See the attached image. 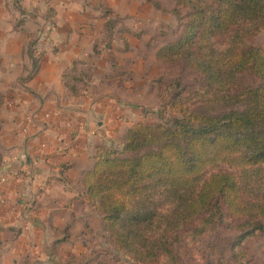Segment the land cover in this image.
<instances>
[{
	"label": "trees",
	"instance_id": "1",
	"mask_svg": "<svg viewBox=\"0 0 264 264\" xmlns=\"http://www.w3.org/2000/svg\"><path fill=\"white\" fill-rule=\"evenodd\" d=\"M173 1L189 10L187 23L157 59L204 83L194 93L161 83L175 118L133 124L122 151L99 147L85 197L133 262L184 264L181 250L220 226L239 233L234 264H251L243 246L264 236V47L250 41L264 33V0ZM244 74L258 84L239 85Z\"/></svg>",
	"mask_w": 264,
	"mask_h": 264
},
{
	"label": "crops",
	"instance_id": "2",
	"mask_svg": "<svg viewBox=\"0 0 264 264\" xmlns=\"http://www.w3.org/2000/svg\"><path fill=\"white\" fill-rule=\"evenodd\" d=\"M11 1L0 0V90L11 102L0 167L4 261L80 264L84 242L105 231L83 186L98 148H122L132 123L153 121L150 77L135 80L130 64L121 79L143 29L135 19L157 12L147 0H23L31 13L14 29ZM39 35L47 43L33 46Z\"/></svg>",
	"mask_w": 264,
	"mask_h": 264
},
{
	"label": "rangeland",
	"instance_id": "3",
	"mask_svg": "<svg viewBox=\"0 0 264 264\" xmlns=\"http://www.w3.org/2000/svg\"><path fill=\"white\" fill-rule=\"evenodd\" d=\"M147 2L149 6L156 10L157 17H150L149 19L144 20L135 19V30H137V27L143 29L141 34L137 33L138 31H136L135 55L133 59L130 60L127 68L123 69V78L121 80L123 81L124 79H129V77H131V73L133 72H131L132 70L129 68L133 69V67H130V64L135 65V80H139V77H143V79L150 77V80H148L150 83H148V85L153 88V92L156 93V96L150 93L147 97L149 106L154 105V107H149L145 110L147 114L153 115V121L147 124H171L175 116L167 107L169 101H163L162 97L160 96L158 91L159 85L161 83L164 85H174L176 83H180L187 89L188 92L194 93L201 89L204 80L201 76L189 71L184 67V65H181L180 63H162L157 59V54L160 49L176 42L183 35L189 10L177 5V3L173 0H151V2L147 0ZM7 7L11 16L8 20H10L11 26L14 29L20 28V20H23V24L27 18V15L31 13V11H28L27 7L24 6L23 0H12L11 5H8ZM16 14H18L19 17H16ZM8 20L6 23H8ZM125 21L126 20L112 19L110 22L116 23V26L123 27L125 25ZM109 26H112V24ZM33 37L34 38L32 39L30 36L33 46L38 45L40 40H42L41 44L47 43V40L45 39L48 37H45L43 40L44 35ZM250 42L254 46L264 47V33L252 39ZM238 84L242 86H256L258 81L250 74H244L240 76ZM18 85V83H13L11 85L12 88H9L8 90L12 91L18 88ZM128 91H135V86L129 88ZM3 92L5 93L6 89L1 88L0 155L2 157H4V152L2 150L4 147L2 133L7 126L5 112L7 111L8 106L11 104V102L7 101L8 95H5L6 93L4 94ZM244 108L245 107L243 105L231 107L232 110L240 111L244 110ZM222 111L224 110L220 109L219 113ZM133 124L135 123H132L129 126L122 148L109 147L110 149L119 151L124 149L127 134ZM238 236L239 233L229 232L222 227L217 226L216 229L202 237L193 248L181 250V259L184 264H234L231 257L232 253L230 244ZM243 247L251 264H264L263 235H258L256 238L248 240ZM84 248H86L87 251L83 255V259H81L80 264H140L133 262L132 260L126 258L124 254L120 253L115 245L110 241V237L106 231H104L103 234L100 233L99 235L86 240L84 242ZM4 255L5 252L1 246L0 264H7L4 261ZM8 264H30V262L25 259L23 261L21 259H10Z\"/></svg>",
	"mask_w": 264,
	"mask_h": 264
},
{
	"label": "built area",
	"instance_id": "4",
	"mask_svg": "<svg viewBox=\"0 0 264 264\" xmlns=\"http://www.w3.org/2000/svg\"><path fill=\"white\" fill-rule=\"evenodd\" d=\"M28 159H29V156L26 153H21L18 158V160L20 161V164H24L28 162Z\"/></svg>",
	"mask_w": 264,
	"mask_h": 264
}]
</instances>
